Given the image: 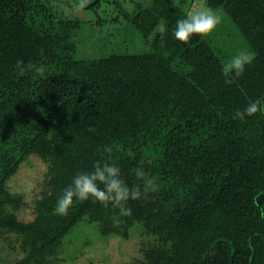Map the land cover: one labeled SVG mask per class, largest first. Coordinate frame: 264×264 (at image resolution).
<instances>
[{"label": "trees", "instance_id": "1", "mask_svg": "<svg viewBox=\"0 0 264 264\" xmlns=\"http://www.w3.org/2000/svg\"><path fill=\"white\" fill-rule=\"evenodd\" d=\"M195 1L183 8L136 0L128 8L96 0L79 4L94 12L87 19L58 10L78 0H0V264H78L59 245L81 219L103 236H137L129 260L121 251L117 262L101 264H264V115L232 119L264 97V0ZM102 3L110 16L98 12ZM197 4L222 22L183 44L173 36L176 21ZM89 21L109 45L78 55ZM120 25L128 37L115 32ZM245 48L256 54L252 65L225 84L222 65ZM17 60L43 64L45 76L21 75ZM105 146L127 184L141 183L134 173L143 159L159 191L130 200L132 214L118 226L116 211L91 199L54 214L75 174L107 158ZM30 156L46 169L28 201L8 182ZM25 208L32 219L18 217Z\"/></svg>", "mask_w": 264, "mask_h": 264}, {"label": "clouds", "instance_id": "2", "mask_svg": "<svg viewBox=\"0 0 264 264\" xmlns=\"http://www.w3.org/2000/svg\"><path fill=\"white\" fill-rule=\"evenodd\" d=\"M85 2L87 3V0ZM221 22L222 16L212 8L206 5L198 6L184 18L176 21L173 36L183 44H188L194 35L209 36ZM155 31L160 35V43L163 45L164 36L167 34V21L158 22ZM255 55L254 51L245 48L237 51L226 61L221 67L225 84L235 83L245 72L246 66L252 65ZM16 69L21 75L31 72L40 77H44L46 72L43 64L33 61L25 63L17 60ZM257 113L264 115V97L250 101L242 110H235L232 119L244 121L246 117L255 116ZM104 151L109 154L105 160L95 161L91 171H78L71 183L63 189L62 195L57 199L54 214L67 216L74 201L84 202L91 199L93 203H99L106 209L111 206L116 211L113 226H118L122 217L132 214V210L128 207L130 200L147 201L150 199V194L159 191V178L145 169V160L138 162L134 173L141 183L130 186L121 177V170L112 159L113 149L105 146ZM132 155L134 153L129 152V156Z\"/></svg>", "mask_w": 264, "mask_h": 264}, {"label": "rangeland", "instance_id": "3", "mask_svg": "<svg viewBox=\"0 0 264 264\" xmlns=\"http://www.w3.org/2000/svg\"><path fill=\"white\" fill-rule=\"evenodd\" d=\"M121 1L126 7L129 8V6H132L131 1L133 3V1L136 0ZM175 1L178 2L183 8H186V6L188 7L191 2H193V4L191 3L192 6L194 3H196L195 0ZM113 4L114 3H112V5ZM72 5L61 2L58 5V10L61 13H69V15H77L87 19L94 18V12L91 10L88 11L86 9H81L79 3H77V5L73 3ZM198 6L203 5L197 4L196 7ZM104 8H106L105 14L104 11H101ZM98 9V12L102 17H105L106 15L110 16L113 12L112 8L104 3H102ZM83 25L84 32L79 36L76 54L96 55L101 53L109 45L108 43H104L106 38L104 37L103 31L100 33L101 31L99 29L93 28V25L90 24V21ZM115 30V32L118 33V36L122 38L124 36L128 37L129 35L126 34V32L131 31L129 28L123 31V26H121V29L115 28ZM122 31L125 32V34H123ZM98 38H100V42ZM45 169L46 165L41 160H39L38 157L30 156L27 161L22 162L16 173L9 179L8 184H10L12 190L22 191L29 201L34 197L32 194V188H34V191L38 190V186H36L37 180L42 178L43 171ZM33 215L34 214L31 208H25L19 213L18 217L23 220H30L33 218ZM14 244L16 245V249L14 251L20 256L21 252L17 248V242ZM137 246L138 239L135 234H131L128 239H121L119 236H103L100 234V232H98V228L94 222L81 219L64 235L59 245V249L63 258L72 257L78 262V264H88L90 261H92L94 264H101L110 259L114 262H117L119 258L118 255H120L121 251L128 253L126 254V259L129 260L135 253ZM6 250L7 249L0 250V256L5 257L4 252H6ZM121 257H125V255H122Z\"/></svg>", "mask_w": 264, "mask_h": 264}, {"label": "water", "instance_id": "4", "mask_svg": "<svg viewBox=\"0 0 264 264\" xmlns=\"http://www.w3.org/2000/svg\"><path fill=\"white\" fill-rule=\"evenodd\" d=\"M96 0H87V3L84 0H78L79 4L81 6L87 7L89 5H91L92 3H94Z\"/></svg>", "mask_w": 264, "mask_h": 264}]
</instances>
